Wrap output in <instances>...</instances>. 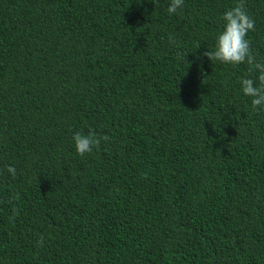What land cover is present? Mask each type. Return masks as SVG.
I'll return each instance as SVG.
<instances>
[{
	"label": "trees",
	"instance_id": "trees-1",
	"mask_svg": "<svg viewBox=\"0 0 264 264\" xmlns=\"http://www.w3.org/2000/svg\"><path fill=\"white\" fill-rule=\"evenodd\" d=\"M238 2L0 0V264H264L260 73L204 56Z\"/></svg>",
	"mask_w": 264,
	"mask_h": 264
},
{
	"label": "clouds",
	"instance_id": "clouds-1",
	"mask_svg": "<svg viewBox=\"0 0 264 264\" xmlns=\"http://www.w3.org/2000/svg\"><path fill=\"white\" fill-rule=\"evenodd\" d=\"M184 0H171L167 9L169 14H175L183 6ZM225 22L223 31L217 36L215 50L204 52L209 60L219 61L224 64L239 65L247 63L252 69L259 71L257 85L251 78H242L241 90L244 95L252 97L251 105L254 110L264 111V63L256 61L252 54L250 41L246 38L250 30H254L255 21L245 11L244 0L239 2L223 15ZM107 135L98 137L94 130L87 134L74 133L73 140L76 152L80 155L91 153L94 147H98L101 140L107 141ZM7 172L15 176L16 169L9 165ZM39 244L43 243L41 237Z\"/></svg>",
	"mask_w": 264,
	"mask_h": 264
}]
</instances>
